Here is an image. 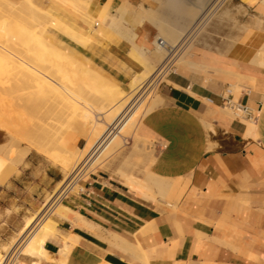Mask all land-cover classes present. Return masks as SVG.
<instances>
[{
  "label": "crops",
  "instance_id": "1",
  "mask_svg": "<svg viewBox=\"0 0 264 264\" xmlns=\"http://www.w3.org/2000/svg\"><path fill=\"white\" fill-rule=\"evenodd\" d=\"M33 1L41 7L52 5L59 16L80 26L94 19L91 11L76 8L70 0ZM103 1L97 7L115 15L110 11L116 7L118 11V0H111L110 11ZM129 1L123 15L128 26L140 12ZM136 30L135 42H150V28L138 25ZM157 37L151 43L154 47L159 45ZM129 47L124 37L98 39L87 48L86 57L124 84L132 74L124 64ZM168 78L158 86L162 102L143 121L155 150L150 170L170 178L166 194L144 198L111 171H91L69 186L71 193L64 203L98 228L91 231L77 226L73 212L69 217L57 216L56 233L44 242L56 261L51 256L52 261L25 258L14 264H264V77L238 97L257 110V136L252 137L244 136V122L215 107L224 100L223 83L215 85L192 71L173 72ZM205 118L211 120L212 129L203 124ZM24 162L18 172L0 181V210L7 208L12 216L43 205L45 198L40 204V197L60 180L57 167L31 153ZM79 183L81 188L74 192ZM157 201L170 207L161 208ZM72 233L78 239L67 249L62 238Z\"/></svg>",
  "mask_w": 264,
  "mask_h": 264
},
{
  "label": "bare ground",
  "instance_id": "2",
  "mask_svg": "<svg viewBox=\"0 0 264 264\" xmlns=\"http://www.w3.org/2000/svg\"><path fill=\"white\" fill-rule=\"evenodd\" d=\"M70 1L76 8L93 13L94 19L88 26H80L58 16L56 9L50 4L49 8L40 12L30 0L24 1V5L41 18L40 24L41 21L52 20L51 24L47 20L44 23L46 26L39 25L44 26L43 28L37 26L36 37L30 38V45L17 38L13 33L16 29H10L6 18L3 17L4 23L1 21L0 126L16 123L22 115H26L29 118L26 127L29 132L35 131L36 134V147L51 153L58 160L62 154L67 157L62 162L63 178L48 194L36 217L27 221L21 228L19 237L5 248L0 255V264L23 262L25 258L33 262H38L41 258H50L48 260L52 261L53 256L45 249L44 242L56 233L57 216L69 217V213L73 212L77 226L91 231L98 228L58 199L72 183L78 182L86 160L91 163L101 147L119 131L132 133L133 136H145L143 140L152 137L146 131L143 121L162 97L160 98L155 88L150 89V86L156 77L170 81L163 75L167 65L187 67L193 72L207 75L212 72L234 80L224 93L232 94L234 100L238 99L243 89H254L256 80L264 77V0L255 7L259 11L258 15L248 10V0H153L154 3L148 7L157 16V22L151 23L143 12L137 13L132 21L136 26L148 23L160 38V48L152 50L150 56L148 53L151 44L135 42L138 33H128L124 29L122 21L126 10L122 5L118 7V16L114 17L106 14L101 6L97 7L95 1ZM212 15L220 21L228 20L227 23L235 31L232 44L236 69L233 71L211 67L189 58L194 38L208 25ZM111 28H115L114 33ZM27 34L34 35L31 32ZM118 37L129 41L130 52L124 60L135 71L124 84L86 57L87 48L94 41ZM143 62L146 64L143 65ZM202 99L213 104L208 98ZM220 108L225 114L233 115L227 104L223 103ZM240 118V122L246 125L244 136H255V122L242 116ZM210 121L205 118L202 122L212 129ZM68 130L84 135V145H76ZM9 139L14 141L11 136ZM158 175L150 170L141 183L130 180L123 183L144 198L154 199L157 195L166 194L170 182L168 176L165 178ZM50 211L53 212L54 219L49 217ZM114 238L121 239L115 235ZM62 239L63 245L68 249L78 236L72 233ZM140 252L144 254L143 251ZM102 263L107 264L104 261L100 262Z\"/></svg>",
  "mask_w": 264,
  "mask_h": 264
},
{
  "label": "rangeland",
  "instance_id": "3",
  "mask_svg": "<svg viewBox=\"0 0 264 264\" xmlns=\"http://www.w3.org/2000/svg\"><path fill=\"white\" fill-rule=\"evenodd\" d=\"M24 1L22 0H0V6L2 7V9L0 7V22L3 21L4 18H6L9 23L8 25L10 26V29L11 30L12 28L13 30L16 29L15 31L13 30L12 31L14 34H16L17 38H19L21 42H25L30 45L31 44L30 38L35 39L36 33H37L36 31H38V27L43 28L44 26H46L44 25V23L46 24L48 19L46 20V22L41 21L42 23L40 24L41 18L37 15H34L33 11H31L30 8L24 5ZM30 1L34 4L35 8L40 12L45 10L46 8H49V5H47L46 7H41L40 5H37L33 0H30ZM94 1L98 3L102 0H94ZM128 1L129 0H118L117 6L122 5L123 8L127 12ZM262 1L263 0H258V1L248 0V4H246V6L249 7L248 10L252 14L255 13V15H258L259 11L255 7H257V4L259 5ZM105 2L108 3L109 11H110L111 0H104L103 3L101 4H104ZM129 3H131V1H129ZM153 3H154L153 0H138V1H135V3H131V5L135 4L139 6L140 12H143L145 16H148L147 18L151 21V23L155 24L158 18L156 15L154 16L151 11H149V7H148V5H152ZM116 12H117V7H116L115 12L110 11V13H116ZM116 16H118L117 13L114 15V17ZM262 18L264 19V16H262ZM48 21L49 22L47 23H50V24L52 23V20H48ZM124 21L125 19H123L122 21L123 24H124ZM227 21L228 20H226V22L220 21L218 17H216L215 15H212L211 20L209 21L208 25L194 38L192 47L190 50L191 56H189V58H191L193 61H196L201 64H205L211 67L224 68V69L231 70V71L235 70L236 66L234 64V59L229 58V56L233 57L232 37H234L235 31L232 29V27H230L231 25L227 23ZM3 23L0 26H3ZM223 24L226 26H224ZM39 25H44V26H39ZM136 27L137 26L134 24L129 25V26L124 24V29L128 33L130 32L138 33V31L136 30ZM144 27L150 28L152 32V35L150 37V42L146 43V44H151L153 39L156 37V31L148 23L144 25ZM31 28H33L34 30ZM262 28L264 29V23L262 25ZM27 29H28L27 32H31L34 35L31 34L32 36H29V34H27L26 32ZM111 30L113 33L115 32V28H111ZM148 31L149 30H147V33ZM159 40L160 38L157 37L156 43H159ZM159 48H160V44L157 47H154L151 44V50H150V53H148V55L149 56L151 55V53L153 52L152 50L156 51ZM128 52H130V50H128ZM124 64H126L125 61H124ZM145 64L146 63L143 62V65ZM127 66L129 67V69L132 70V74H133L135 72L133 68H131L128 64ZM172 69H173L172 72L166 69L165 73L163 74L164 77L168 80H169L168 78L169 75L172 74L173 72L191 71L187 67L180 68V67H176L174 64H173ZM194 73L202 74L205 80L210 79L215 85H221L223 83L222 85L223 95L225 91L227 90L226 88L229 86V84L234 82V80L230 78H227V77H224V76L212 73V72H210L208 75L203 74L201 72H194ZM156 78L153 80L154 83L150 86V89L152 87L155 88L158 94L159 84L166 80H163L162 78H158V79ZM160 102H162L161 99L156 104V106H158ZM222 104L223 102L220 105H218L216 108L225 113V111L221 110L220 108ZM227 115H229L230 117H234L231 114H227ZM237 118L241 119L240 117H237ZM28 120H29L28 116L22 115L20 121L16 123H10L7 126H3V127L0 126V181L3 180L4 177H6V175H10L13 172L19 171L18 167L25 164L24 157L27 153H31V155L36 156L42 162H46L50 165H54L55 167H57V169L60 171V180H61L64 175V171H63L64 165L62 162H63V159L67 156L62 154L61 159L58 160L51 153H47L43 151V149L41 148L38 149V146L36 147L37 143H35V140H34V139H37L35 138L36 137V134H34L35 131H31L32 132L31 133L26 127ZM68 132L67 133L70 134V136L74 139L76 145L78 146L84 145L85 143L84 135L74 130H68ZM9 135L13 138L14 140L13 142H11V140L9 139L10 137ZM134 135L135 136H133L132 133H129L126 131H119V133H117L116 136H114V138H111L107 142V144L104 146V149L98 155V157L96 158L94 162L90 163V160H89L85 163L83 171L80 173L81 177L78 180V182H81L85 177H87L88 173L91 171L105 169V170L111 171L112 173H114V175H118L120 179L122 180V182L126 180H130L134 183H141L147 176V173L150 171L152 164L155 162V152H154L155 150L153 147V139H151L152 137H147L146 139L149 138L148 140H145V139L143 140L142 138H145V136L141 137L140 135H136V134ZM139 136L141 139H139ZM62 139H64V136H62ZM119 172H120V175H119ZM132 173H135L141 176L142 179L138 178L137 176H134ZM60 180H58L57 183ZM80 188H81V185L79 183L78 186L75 187L74 192H76ZM52 189L46 191L44 196L40 197L39 199L40 204L43 202L44 198L45 199L47 198L48 194L52 191ZM65 191L63 193H65ZM70 193L71 191L68 190L67 194L66 195L64 194V196L62 194L61 198L59 197L58 200L64 202L65 197L69 195ZM157 205L160 206L161 208L170 207L165 202L157 201ZM39 208L37 209L35 208L33 210L25 208L19 214H15L14 216L10 214V210H8L7 208L4 209V212L0 210V255L3 253L5 248L9 245V243L15 240V238L17 239L19 237L21 228L27 223V221L36 217V213ZM15 209H18V208H15ZM48 215L49 217L54 219L53 212L51 211L48 212ZM13 219H15V221ZM55 230H56V227H55ZM63 238H66V237H63ZM14 263L15 262H13V264Z\"/></svg>",
  "mask_w": 264,
  "mask_h": 264
},
{
  "label": "built area",
  "instance_id": "4",
  "mask_svg": "<svg viewBox=\"0 0 264 264\" xmlns=\"http://www.w3.org/2000/svg\"><path fill=\"white\" fill-rule=\"evenodd\" d=\"M160 42H161V40H160ZM172 67H173V65H167L166 69L170 70V72H172L173 71ZM223 99H224L223 103L227 104L228 106L231 107L234 117L237 118V117L242 116L244 118L251 119L253 121L255 120L256 113H257L256 109L250 107L249 105H247L245 103H242L238 99L234 100L233 95L230 93H228L227 95H223ZM86 161H88V160H86ZM82 171H83V169H82ZM64 194L65 195L67 194V190L65 191V193H63V195Z\"/></svg>",
  "mask_w": 264,
  "mask_h": 264
}]
</instances>
